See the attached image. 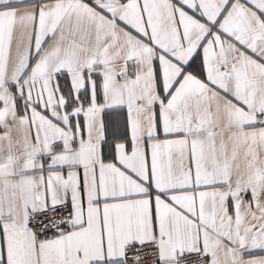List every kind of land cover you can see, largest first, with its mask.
<instances>
[{"label": "snow or ice", "instance_id": "snow-or-ice-1", "mask_svg": "<svg viewBox=\"0 0 264 264\" xmlns=\"http://www.w3.org/2000/svg\"><path fill=\"white\" fill-rule=\"evenodd\" d=\"M0 264H264V0H0Z\"/></svg>", "mask_w": 264, "mask_h": 264}]
</instances>
